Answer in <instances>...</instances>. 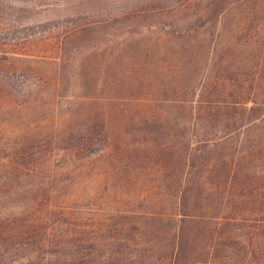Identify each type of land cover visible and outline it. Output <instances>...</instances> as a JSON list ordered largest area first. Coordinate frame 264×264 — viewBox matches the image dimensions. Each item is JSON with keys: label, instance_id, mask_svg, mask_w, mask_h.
<instances>
[{"label": "rangeland", "instance_id": "rangeland-1", "mask_svg": "<svg viewBox=\"0 0 264 264\" xmlns=\"http://www.w3.org/2000/svg\"><path fill=\"white\" fill-rule=\"evenodd\" d=\"M223 6L220 0H0V155L2 145L29 132L57 141L64 129L96 115L108 137L94 148L105 152L83 160L53 152L39 174L55 173L65 181L59 186L94 207L169 206L161 166L150 153L183 132L187 117L177 116L183 106L174 99L198 97L203 82L226 77L218 70L222 49L264 47V0ZM9 80L23 93L9 94ZM157 117L165 127L145 123Z\"/></svg>", "mask_w": 264, "mask_h": 264}, {"label": "trees", "instance_id": "trees-1", "mask_svg": "<svg viewBox=\"0 0 264 264\" xmlns=\"http://www.w3.org/2000/svg\"><path fill=\"white\" fill-rule=\"evenodd\" d=\"M217 56L226 77L203 82L198 97L175 98L183 132L150 153L169 206L94 207L55 173L39 174L53 152L80 160L105 152L94 148L108 137L102 117L57 141L29 132L2 145L0 264H264V47ZM9 81V94L23 93ZM145 123L165 127L161 117Z\"/></svg>", "mask_w": 264, "mask_h": 264}]
</instances>
